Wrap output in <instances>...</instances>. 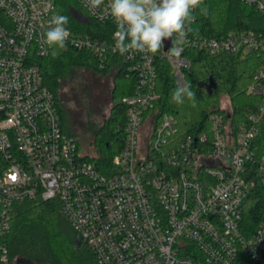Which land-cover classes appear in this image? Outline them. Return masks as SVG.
<instances>
[{"label": "built area", "instance_id": "obj_1", "mask_svg": "<svg viewBox=\"0 0 264 264\" xmlns=\"http://www.w3.org/2000/svg\"><path fill=\"white\" fill-rule=\"evenodd\" d=\"M74 1L94 21L114 23L92 15L84 0ZM240 1L264 12V0ZM54 15L53 0H0V264H9L14 203L36 198L57 203L97 264H235L243 258L264 264V224L247 232L242 214L251 184L264 181V154L254 147L264 116V66L248 87L259 101L236 133L217 112L209 132L180 137L176 117L160 110L156 91L158 60L170 63L176 87L189 85V50L264 56V33H188L177 58L171 40L156 55H121L113 51L116 29L103 39L69 29V48L97 57L100 68L118 55L138 77L136 90L119 99L126 112L116 129L124 144L109 166L86 159L76 137L63 130L55 95L44 83L40 61L52 48L43 37Z\"/></svg>", "mask_w": 264, "mask_h": 264}, {"label": "trees", "instance_id": "obj_2", "mask_svg": "<svg viewBox=\"0 0 264 264\" xmlns=\"http://www.w3.org/2000/svg\"><path fill=\"white\" fill-rule=\"evenodd\" d=\"M55 11L68 17L67 28L72 32L103 39L108 32L116 29L114 23L94 21L74 0H53ZM208 14L205 16L197 9L193 15L190 35L220 37L228 31L255 30L264 33V12L240 0H204ZM78 12L84 22L78 21L72 14ZM57 51V55H53ZM191 67L186 78L196 94L195 106L185 99L177 105L171 100L176 88L172 67L164 59L157 61L156 91L157 101L162 112L173 114L178 121L179 136L188 134L196 137L203 131L209 132L210 115L221 113L236 133L246 123L247 115L253 111L259 98L248 93L249 85L254 81V74L264 66V56L257 52L237 53L222 52L210 54L200 49L188 51ZM45 85L55 95L58 113L63 130L70 135L63 122L64 110L59 97L60 79L73 66L84 67L98 74L113 73L114 85L110 91V112L93 137L92 145L96 153L83 152L77 140L78 148L88 160L95 164L109 165L112 157L119 153L124 144V135L116 129L117 124L125 120V106L119 99L132 94L138 85V77L126 70L125 63L114 55L100 68L98 58L84 52L75 51L68 46L64 50L52 49L48 56L40 61ZM213 82L214 87H210ZM229 100L228 109H223L222 97ZM254 147L257 154H264V116L257 123ZM74 136V135H73ZM110 166V165H109ZM243 225L251 232L257 225L264 224V181L260 178L251 184L249 193L242 207ZM63 218L54 201L41 199L23 200L14 203L11 216V232L6 237L9 251V264H97L94 253L84 243L72 239L61 227ZM235 264H252L243 258Z\"/></svg>", "mask_w": 264, "mask_h": 264}, {"label": "clouds", "instance_id": "obj_3", "mask_svg": "<svg viewBox=\"0 0 264 264\" xmlns=\"http://www.w3.org/2000/svg\"><path fill=\"white\" fill-rule=\"evenodd\" d=\"M84 7L100 20L111 17L116 26L113 51L121 55H156L164 48V42L171 40L173 47L169 51L178 58L195 20L193 13L199 9L201 14H208L204 0H84ZM105 7L107 11H104ZM67 24V16H52L43 37L44 45L66 49L71 35ZM71 43L77 44V41L73 39ZM52 54L55 56L58 52ZM186 98L195 106V92L187 83H180L173 90L171 100L182 105Z\"/></svg>", "mask_w": 264, "mask_h": 264}, {"label": "rangeland", "instance_id": "obj_4", "mask_svg": "<svg viewBox=\"0 0 264 264\" xmlns=\"http://www.w3.org/2000/svg\"><path fill=\"white\" fill-rule=\"evenodd\" d=\"M112 74H98L73 66L60 79L58 94L64 110L63 122L67 131L79 141L83 152L96 153L93 137L110 112V91L114 85ZM227 99L224 95L222 104H226ZM61 219L64 232L77 240L68 222L64 217Z\"/></svg>", "mask_w": 264, "mask_h": 264}, {"label": "water", "instance_id": "obj_5", "mask_svg": "<svg viewBox=\"0 0 264 264\" xmlns=\"http://www.w3.org/2000/svg\"><path fill=\"white\" fill-rule=\"evenodd\" d=\"M210 87H214L213 82L210 83L209 88H210Z\"/></svg>", "mask_w": 264, "mask_h": 264}]
</instances>
